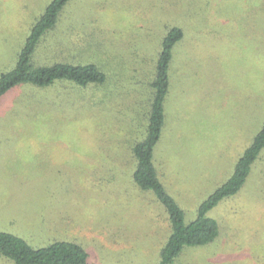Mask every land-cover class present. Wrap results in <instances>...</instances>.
<instances>
[{
  "label": "rangeland",
  "instance_id": "rangeland-1",
  "mask_svg": "<svg viewBox=\"0 0 264 264\" xmlns=\"http://www.w3.org/2000/svg\"><path fill=\"white\" fill-rule=\"evenodd\" d=\"M50 0H0V73ZM174 48L159 176L185 213L232 173L264 121V0H69L33 62L96 64L101 84H19L0 99V231L33 247L74 240L87 264H156L169 216L133 181L161 41ZM167 190V191H168ZM210 243L175 264H264V148L243 187L207 212ZM0 264H15L0 256Z\"/></svg>",
  "mask_w": 264,
  "mask_h": 264
},
{
  "label": "trees",
  "instance_id": "trees-1",
  "mask_svg": "<svg viewBox=\"0 0 264 264\" xmlns=\"http://www.w3.org/2000/svg\"><path fill=\"white\" fill-rule=\"evenodd\" d=\"M69 0H50L44 11L32 24L21 47L14 67L0 73V99L19 84L38 87L57 81L72 82L79 86L101 84L105 73L93 63L73 64L55 61L46 65L34 64V54L47 34L54 29ZM184 27L172 25L161 41L153 77L149 84L150 99L144 134L133 140L131 146L135 166L134 183L143 190H151L169 216L170 231L159 251L156 264H175L185 247H196L212 242L219 232L217 221L207 212L226 197L237 193L244 185L253 163L264 148V121L252 142L237 159L232 173L217 186L198 206L196 217L185 222V213L166 189L155 163V147L166 125V104L171 91L174 48L184 36ZM168 190V191H167ZM0 256L15 264H87L88 251L72 240H54L42 247H33L24 238L0 231Z\"/></svg>",
  "mask_w": 264,
  "mask_h": 264
}]
</instances>
